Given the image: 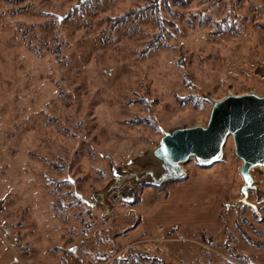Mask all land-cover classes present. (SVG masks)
Wrapping results in <instances>:
<instances>
[{
    "label": "rangeland",
    "instance_id": "rangeland-1",
    "mask_svg": "<svg viewBox=\"0 0 264 264\" xmlns=\"http://www.w3.org/2000/svg\"><path fill=\"white\" fill-rule=\"evenodd\" d=\"M150 1L0 0V264H264V168L244 203L231 138L185 182L116 181L213 102L264 95V0L118 24Z\"/></svg>",
    "mask_w": 264,
    "mask_h": 264
},
{
    "label": "water",
    "instance_id": "water-1",
    "mask_svg": "<svg viewBox=\"0 0 264 264\" xmlns=\"http://www.w3.org/2000/svg\"><path fill=\"white\" fill-rule=\"evenodd\" d=\"M230 138L236 158L243 163L240 175L245 183L241 190L245 203L255 184L251 171L264 168V95H229L213 102L205 126L164 132L152 152L158 171L119 176L118 186L130 179L139 184L149 182L157 188L170 182H185L186 164L194 159L199 167L206 168L223 161Z\"/></svg>",
    "mask_w": 264,
    "mask_h": 264
},
{
    "label": "trees",
    "instance_id": "trees-1",
    "mask_svg": "<svg viewBox=\"0 0 264 264\" xmlns=\"http://www.w3.org/2000/svg\"><path fill=\"white\" fill-rule=\"evenodd\" d=\"M179 6H186L187 2L185 0H172ZM166 0H151L146 7H143L141 9H136L131 12H129L126 15H123L118 18V24L124 25L127 23L126 19L129 17H133L135 20L145 18V16L148 14L151 17L157 16L162 11V8L166 9L167 6ZM57 210L60 212L59 205H57Z\"/></svg>",
    "mask_w": 264,
    "mask_h": 264
},
{
    "label": "crops",
    "instance_id": "crops-1",
    "mask_svg": "<svg viewBox=\"0 0 264 264\" xmlns=\"http://www.w3.org/2000/svg\"><path fill=\"white\" fill-rule=\"evenodd\" d=\"M178 190L174 189L171 191V203L170 204H174V201H179L180 202V198L183 196V192H185L183 189H187V188H177ZM188 191V190H187ZM157 209H158V206H156ZM156 211V210H155ZM150 216L151 218L153 217V215H146L144 218H145V221L148 222V221H151L150 219Z\"/></svg>",
    "mask_w": 264,
    "mask_h": 264
}]
</instances>
